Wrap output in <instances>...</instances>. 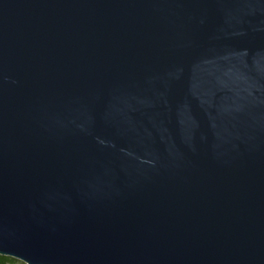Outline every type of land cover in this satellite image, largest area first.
<instances>
[{"label": "water", "instance_id": "obj_1", "mask_svg": "<svg viewBox=\"0 0 264 264\" xmlns=\"http://www.w3.org/2000/svg\"><path fill=\"white\" fill-rule=\"evenodd\" d=\"M0 255L264 264V0H0Z\"/></svg>", "mask_w": 264, "mask_h": 264}, {"label": "trees", "instance_id": "obj_2", "mask_svg": "<svg viewBox=\"0 0 264 264\" xmlns=\"http://www.w3.org/2000/svg\"><path fill=\"white\" fill-rule=\"evenodd\" d=\"M13 263H15V259L0 255V264H13Z\"/></svg>", "mask_w": 264, "mask_h": 264}, {"label": "rangeland", "instance_id": "obj_3", "mask_svg": "<svg viewBox=\"0 0 264 264\" xmlns=\"http://www.w3.org/2000/svg\"><path fill=\"white\" fill-rule=\"evenodd\" d=\"M13 264H24V263L15 259V263H13Z\"/></svg>", "mask_w": 264, "mask_h": 264}]
</instances>
